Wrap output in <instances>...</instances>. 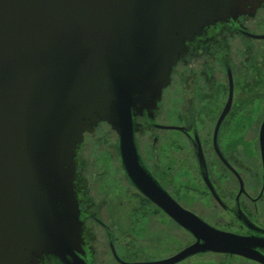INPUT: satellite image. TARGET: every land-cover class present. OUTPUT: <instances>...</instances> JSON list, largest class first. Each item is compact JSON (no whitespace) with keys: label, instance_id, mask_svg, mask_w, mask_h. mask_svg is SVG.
I'll return each mask as SVG.
<instances>
[{"label":"water","instance_id":"95a60500","mask_svg":"<svg viewBox=\"0 0 264 264\" xmlns=\"http://www.w3.org/2000/svg\"><path fill=\"white\" fill-rule=\"evenodd\" d=\"M264 0H0V264H94L80 211L79 154L100 123L130 184L200 250L243 239L183 219L137 150L172 71Z\"/></svg>","mask_w":264,"mask_h":264},{"label":"flooded vegetation","instance_id":"af4514ba","mask_svg":"<svg viewBox=\"0 0 264 264\" xmlns=\"http://www.w3.org/2000/svg\"><path fill=\"white\" fill-rule=\"evenodd\" d=\"M138 154L192 219L243 239L248 255L200 250L167 264H264V6L172 71L151 122L138 119ZM105 123L79 154L80 211L94 264H164L196 238L128 181Z\"/></svg>","mask_w":264,"mask_h":264}]
</instances>
